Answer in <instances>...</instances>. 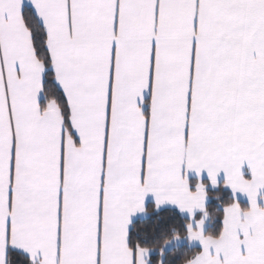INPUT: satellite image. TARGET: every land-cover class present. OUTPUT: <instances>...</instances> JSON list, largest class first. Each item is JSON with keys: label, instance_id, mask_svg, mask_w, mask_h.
Listing matches in <instances>:
<instances>
[{"label": "snow or ice", "instance_id": "6c2138e0", "mask_svg": "<svg viewBox=\"0 0 264 264\" xmlns=\"http://www.w3.org/2000/svg\"><path fill=\"white\" fill-rule=\"evenodd\" d=\"M0 264H264V0H0Z\"/></svg>", "mask_w": 264, "mask_h": 264}]
</instances>
